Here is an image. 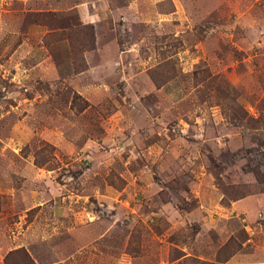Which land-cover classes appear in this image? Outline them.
<instances>
[{
	"label": "rangeland",
	"instance_id": "rangeland-1",
	"mask_svg": "<svg viewBox=\"0 0 264 264\" xmlns=\"http://www.w3.org/2000/svg\"><path fill=\"white\" fill-rule=\"evenodd\" d=\"M0 264H264V0H0Z\"/></svg>",
	"mask_w": 264,
	"mask_h": 264
}]
</instances>
